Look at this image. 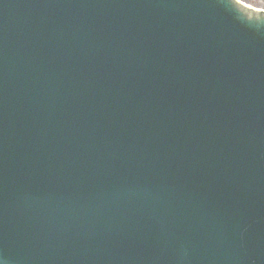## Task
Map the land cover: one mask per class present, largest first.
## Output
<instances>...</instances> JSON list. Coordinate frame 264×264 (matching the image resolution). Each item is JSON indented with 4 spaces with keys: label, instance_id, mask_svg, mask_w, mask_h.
<instances>
[{
    "label": "water",
    "instance_id": "1",
    "mask_svg": "<svg viewBox=\"0 0 264 264\" xmlns=\"http://www.w3.org/2000/svg\"><path fill=\"white\" fill-rule=\"evenodd\" d=\"M262 11L0 0V264H264Z\"/></svg>",
    "mask_w": 264,
    "mask_h": 264
},
{
    "label": "rangeland",
    "instance_id": "2",
    "mask_svg": "<svg viewBox=\"0 0 264 264\" xmlns=\"http://www.w3.org/2000/svg\"><path fill=\"white\" fill-rule=\"evenodd\" d=\"M250 1L259 8H264V0H250Z\"/></svg>",
    "mask_w": 264,
    "mask_h": 264
},
{
    "label": "snow or ice",
    "instance_id": "3",
    "mask_svg": "<svg viewBox=\"0 0 264 264\" xmlns=\"http://www.w3.org/2000/svg\"><path fill=\"white\" fill-rule=\"evenodd\" d=\"M261 15H264V13H262Z\"/></svg>",
    "mask_w": 264,
    "mask_h": 264
}]
</instances>
